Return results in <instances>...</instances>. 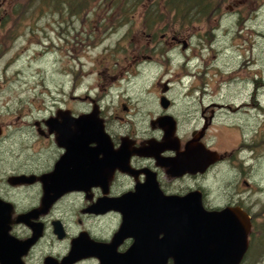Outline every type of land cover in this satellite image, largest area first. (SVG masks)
I'll return each mask as SVG.
<instances>
[{"label":"flooded vegetation","instance_id":"1","mask_svg":"<svg viewBox=\"0 0 264 264\" xmlns=\"http://www.w3.org/2000/svg\"><path fill=\"white\" fill-rule=\"evenodd\" d=\"M19 10L27 9L19 8L18 3L0 0V30H12L15 26L13 14ZM168 33L161 34L160 39H153L150 34L139 38L147 42L135 48L136 56L151 59L160 53L170 60V49L162 43L170 44L168 47L172 42L180 43L186 49L189 47L186 40L168 39ZM194 55L198 53L195 51ZM231 78L234 83L241 81L240 77L232 75L228 81ZM261 86H264V81ZM170 90L171 86L164 83L162 91L155 97L157 108L154 110L147 105L149 111L139 113L138 117L130 113L131 107L125 102L112 105L111 113L106 115L105 111L109 109L102 105L103 98H90L89 112L97 110L109 141L98 145L92 142L96 136L89 138L91 141L84 145L88 152L78 154L73 161L78 172H65L54 183L48 184L42 177L54 170L66 147L59 142L55 129L47 121L56 117V122L62 123L64 116L75 117L88 112L76 113L68 106H61L54 114L32 122L38 134L31 136L32 142L27 147L47 149L49 144L52 155L48 160L32 156L23 168L0 178V200L11 207L8 233L20 242L13 256H5L6 262L2 259L4 263L0 259V264H100L91 251L95 243L106 245L112 253H128L136 244L135 237L123 232L122 238L117 239L123 213L114 209L103 211L105 207L102 205L107 202L103 198H117L134 193L137 188L143 191L149 185H155L167 196L195 194L190 202L200 203L209 212L240 211L244 224H248V232L247 247L238 264L256 263L257 256L264 253V198L258 199L259 196L264 197V184L255 182L251 175L254 174L255 162L264 160V156L251 153L256 147L248 140L249 135L242 125L226 124L222 127L242 133L245 140L231 149L220 147L218 136L221 130L218 132L214 127L228 111L240 112L246 105L250 106L249 110H255V107L248 102H238L234 106L221 101L209 102L207 91L202 86L188 88L182 99L170 96ZM263 94L264 88L256 89V86L249 93L251 98ZM162 97L167 99L165 106L162 105ZM259 102L255 98L253 105L263 107ZM118 108L125 113L124 117L119 116ZM133 121L138 126L141 121L143 127L133 126ZM166 132L170 133L169 137H165ZM18 175H26L30 181H8L9 177ZM47 188L65 191L57 193L47 191ZM44 198L46 202L42 203ZM160 200L156 199L157 205ZM126 203L131 205L127 214L138 218V205L146 202L130 198ZM190 208L186 206L183 211ZM158 210L162 211V216L173 210L180 211L171 207ZM24 215H27L26 221H18ZM162 236L160 234L157 238ZM185 242L187 246L170 247L169 253L199 251L192 247L191 242ZM147 247L145 250L163 252L160 248ZM178 259L170 256L165 264H177Z\"/></svg>","mask_w":264,"mask_h":264},{"label":"rangeland","instance_id":"2","mask_svg":"<svg viewBox=\"0 0 264 264\" xmlns=\"http://www.w3.org/2000/svg\"><path fill=\"white\" fill-rule=\"evenodd\" d=\"M7 1L23 9L31 0ZM94 2L96 7L89 9L92 12L80 17L62 14L67 12L65 8L32 6L13 14L14 20H19L18 26L11 31L0 30V178L23 168L32 156L48 160L52 155L49 144L47 149L27 147L31 136L38 134L32 126L34 120L54 114L61 106L76 113L89 112L90 98L100 97L109 109L106 115L111 113L112 105L125 102L131 107L130 113L138 117L149 111L147 105L157 108L155 97L164 83L171 86L170 96L178 99L184 98L188 88L202 86L209 102L252 104L255 110L246 105L240 112L228 111L214 127L221 130L220 147L231 149L245 140L242 133L222 127L242 125L256 147L251 153L264 156V94L254 98L249 95L254 86L264 88V0H230L219 16L177 33L166 24L160 25L166 27L164 30L145 33V10L140 6L128 9L133 12L130 21L118 25L114 21L118 7L109 3L114 0ZM109 8L113 10L107 15ZM103 19L109 21L106 31L100 28ZM167 31L168 39L186 40L189 47L162 43L170 49V60L160 53L151 59L136 56L135 48L147 42L139 38L151 34L154 39V34L160 39ZM230 75L241 81H228ZM255 98L263 107L253 105ZM118 114L125 116L121 108ZM132 124L143 127L141 121V126L135 121ZM263 176L262 159L255 162L251 178L264 184ZM255 264H264V253L257 256Z\"/></svg>","mask_w":264,"mask_h":264},{"label":"water","instance_id":"3","mask_svg":"<svg viewBox=\"0 0 264 264\" xmlns=\"http://www.w3.org/2000/svg\"><path fill=\"white\" fill-rule=\"evenodd\" d=\"M166 104L167 99L162 97V105L165 106ZM63 118L62 123H57L56 117H51L47 121L48 125L55 129L59 142L66 147L65 154L57 162L54 170L49 175L42 177L43 181L48 184L56 182L58 176L65 172L73 170L78 172L79 169L74 168L73 161L78 154L82 155L88 152V148L84 145L91 141L89 138L96 136L92 142H96L98 145L101 142L109 141L108 135L103 129L102 120L97 115V110L94 109L75 117L64 116ZM1 134L2 128L0 126ZM169 135L170 133L166 132L165 137H169ZM97 166L99 167V165ZM8 181L19 183L30 180L26 175H18L9 177ZM154 186H146L143 191L137 188L138 190L136 189L134 193L117 198H103L108 202L106 205H102L103 208L105 207L103 211L114 209L123 213V222L117 231V239L122 238L124 232L127 235H133L136 244L132 246L130 251L128 250V253L120 254L109 252L106 245L95 243L94 249L92 248L91 251L93 255L98 257L100 264H165L170 256L179 258L177 264H238L247 247L248 232V224H244V220L241 218L243 214L240 211L225 209L220 212H209L203 209L200 203L190 202L195 194L167 196ZM49 190L57 193L65 191V189L59 188H49L47 191ZM155 190L159 191V194ZM45 198L42 203H44ZM130 198L145 200L146 203L153 202V204L138 205L139 217L135 218L127 214L131 205L126 203V199ZM156 199H161L159 205H157ZM186 206L188 208L191 206V208L184 212ZM164 207H171L180 211L174 212L173 210L166 216H162V211H157V209ZM10 211V205L0 200L1 263H4L5 256L12 257L20 244L8 233L11 223ZM158 216L160 217L158 218ZM26 217L27 215L20 216L18 221H26ZM160 234L163 235L162 238H157ZM185 241L191 242L192 247L199 249V251L169 253L170 247L187 246ZM147 246L163 249V252L156 253L149 249L145 250L148 248ZM112 249H114L113 246Z\"/></svg>","mask_w":264,"mask_h":264},{"label":"trees","instance_id":"4","mask_svg":"<svg viewBox=\"0 0 264 264\" xmlns=\"http://www.w3.org/2000/svg\"><path fill=\"white\" fill-rule=\"evenodd\" d=\"M94 1L97 0H31L25 3L26 9L47 6H55L58 8H65L66 14L70 17H80L81 14L88 15L91 7H96ZM230 0H114L113 6L118 7L115 12L117 17L114 21L118 25H123L130 21L129 15L133 14L128 9L144 7L143 21H144V32L147 30L161 31L166 27L161 28V24L168 25L167 28L175 29L176 33L190 28L194 24L210 20L221 14L223 7L227 5ZM94 2V5H93ZM241 5V3H237ZM112 7V6H111ZM113 8H109L106 14L112 13ZM166 19V22L164 23ZM87 22V20H85ZM108 20H101L102 28L104 31L107 30L106 24ZM88 23V22H87ZM16 26L19 25V20L16 17L14 20ZM90 25V24H88ZM160 26V27H159ZM159 27L158 29H156ZM110 29V28H108ZM168 32V31H167ZM166 33V32H163ZM161 33V34H163ZM156 39V35H154ZM150 37L152 38L151 34Z\"/></svg>","mask_w":264,"mask_h":264}]
</instances>
